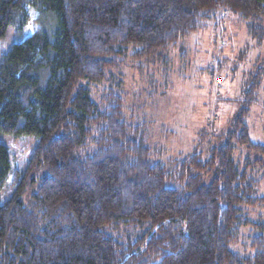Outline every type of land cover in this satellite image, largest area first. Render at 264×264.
<instances>
[{
    "label": "trees",
    "instance_id": "obj_1",
    "mask_svg": "<svg viewBox=\"0 0 264 264\" xmlns=\"http://www.w3.org/2000/svg\"><path fill=\"white\" fill-rule=\"evenodd\" d=\"M225 13L264 34V0H0V41L14 36L0 135L34 137L27 175L46 172L27 207V176L0 143V264H264V219L251 217L264 197L235 157L236 144L264 157L246 124L261 74L226 143L177 159L152 144L145 113L126 114L113 76L128 61L167 73L171 52ZM245 230L248 248L234 249Z\"/></svg>",
    "mask_w": 264,
    "mask_h": 264
},
{
    "label": "rangeland",
    "instance_id": "obj_2",
    "mask_svg": "<svg viewBox=\"0 0 264 264\" xmlns=\"http://www.w3.org/2000/svg\"><path fill=\"white\" fill-rule=\"evenodd\" d=\"M220 17L171 52L167 73L152 65L141 71L131 61L113 72L115 78L124 81L122 91L126 114L140 117L145 113L151 122L152 144L161 148L167 159L184 157L195 150L207 158L212 147L224 145L231 131V122L245 101L246 86L258 72L262 86L249 109L246 124L252 140L264 145V34L253 36L247 23L236 15L225 13ZM262 27L264 31V23ZM13 42L12 34L0 41V60ZM98 85L94 90L96 97L113 88L110 82ZM0 143L11 151L13 174L20 173L19 180L27 176L23 202L29 207L32 194L46 173L37 170L27 175L28 162L37 140L0 135ZM236 146V159L244 166L246 160L252 162L249 175L258 180L257 195L264 197V157L250 153L240 144ZM213 177H205V183H210ZM8 185L3 201L12 193ZM257 210L259 212L252 211L251 217L257 220L261 214L264 219V207ZM248 235L245 230L241 241L233 248L241 251L248 248Z\"/></svg>",
    "mask_w": 264,
    "mask_h": 264
}]
</instances>
